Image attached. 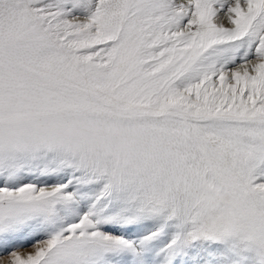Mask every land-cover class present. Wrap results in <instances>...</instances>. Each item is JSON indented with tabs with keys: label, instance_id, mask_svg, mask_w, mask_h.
I'll list each match as a JSON object with an SVG mask.
<instances>
[{
	"label": "snow or ice",
	"instance_id": "obj_1",
	"mask_svg": "<svg viewBox=\"0 0 264 264\" xmlns=\"http://www.w3.org/2000/svg\"><path fill=\"white\" fill-rule=\"evenodd\" d=\"M0 264H264V0H0Z\"/></svg>",
	"mask_w": 264,
	"mask_h": 264
}]
</instances>
